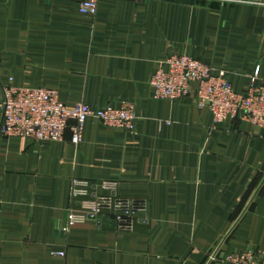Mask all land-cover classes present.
<instances>
[{
	"label": "crops",
	"instance_id": "obj_1",
	"mask_svg": "<svg viewBox=\"0 0 264 264\" xmlns=\"http://www.w3.org/2000/svg\"><path fill=\"white\" fill-rule=\"evenodd\" d=\"M84 1L0 0V99L46 88L68 107L131 104L136 129L89 119L79 146L73 123L62 142L0 135V264H230L264 251V129L215 125L196 87L172 101L150 85L168 57L187 55L239 94L258 69L264 87V0H97L96 16L79 12ZM75 179L117 182L148 211L132 231L110 216L65 231L82 200Z\"/></svg>",
	"mask_w": 264,
	"mask_h": 264
},
{
	"label": "built area",
	"instance_id": "obj_2",
	"mask_svg": "<svg viewBox=\"0 0 264 264\" xmlns=\"http://www.w3.org/2000/svg\"><path fill=\"white\" fill-rule=\"evenodd\" d=\"M79 12L96 16L97 0L84 1ZM258 74L259 69L247 93L239 94L226 79L225 72H216L187 55H172L155 70L150 85L154 99L172 101L188 98L196 87L197 106L210 109L215 125L242 117L264 129V87L255 86ZM89 119H96L108 128L133 133L138 117L131 104L119 108H92L82 103L68 107L60 101L56 91L46 88L6 87L0 99V135L7 138L32 139L38 143L62 142L73 123L70 128L72 143L79 146L83 143L84 128ZM98 189L101 192H96ZM72 195L82 200L79 210L70 211L65 231L92 218L105 216L112 217L118 230L132 231L149 208L146 201L122 197L117 182L95 184L75 179ZM55 255L64 256V253ZM218 255L217 248L210 260H218ZM223 262L264 264V251L247 250L228 255Z\"/></svg>",
	"mask_w": 264,
	"mask_h": 264
}]
</instances>
